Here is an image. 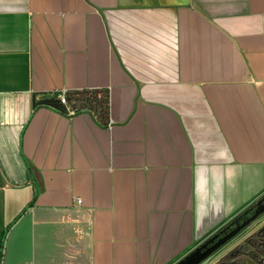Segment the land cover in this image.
<instances>
[{
  "label": "crops",
  "instance_id": "crops-1",
  "mask_svg": "<svg viewBox=\"0 0 264 264\" xmlns=\"http://www.w3.org/2000/svg\"><path fill=\"white\" fill-rule=\"evenodd\" d=\"M263 197L264 0H0V264H178Z\"/></svg>",
  "mask_w": 264,
  "mask_h": 264
},
{
  "label": "rangeland",
  "instance_id": "rangeland-1",
  "mask_svg": "<svg viewBox=\"0 0 264 264\" xmlns=\"http://www.w3.org/2000/svg\"><path fill=\"white\" fill-rule=\"evenodd\" d=\"M252 244L262 247L258 250ZM263 250L264 214L201 264H264Z\"/></svg>",
  "mask_w": 264,
  "mask_h": 264
},
{
  "label": "built area",
  "instance_id": "built-area-1",
  "mask_svg": "<svg viewBox=\"0 0 264 264\" xmlns=\"http://www.w3.org/2000/svg\"><path fill=\"white\" fill-rule=\"evenodd\" d=\"M54 95L65 115L70 117L77 114H87L103 126H112L107 95L101 96L100 93L91 90L73 91L67 89L59 90ZM77 203H81L79 199Z\"/></svg>",
  "mask_w": 264,
  "mask_h": 264
},
{
  "label": "water",
  "instance_id": "water-1",
  "mask_svg": "<svg viewBox=\"0 0 264 264\" xmlns=\"http://www.w3.org/2000/svg\"><path fill=\"white\" fill-rule=\"evenodd\" d=\"M33 106H47L58 109V102L54 99H43L36 101V96L33 97ZM264 197L261 198L256 203V210L254 215L250 217L249 219L245 220L242 224L238 225L232 232L228 233L223 238L219 239L216 243L209 246L211 243L214 242L215 239L218 238V236H215L214 238H210L207 240L204 244L196 248L193 252L188 254L183 260H181L178 264H201L204 262L207 258H209L212 254H214L217 250H219L222 246L227 244L232 238L240 234L242 231H244L248 226H250L255 220H257L262 213H264Z\"/></svg>",
  "mask_w": 264,
  "mask_h": 264
},
{
  "label": "trees",
  "instance_id": "trees-1",
  "mask_svg": "<svg viewBox=\"0 0 264 264\" xmlns=\"http://www.w3.org/2000/svg\"><path fill=\"white\" fill-rule=\"evenodd\" d=\"M256 203H254L252 206L246 209L243 213L237 216L234 220H232L226 226L220 229L214 236H212L211 238H214L215 236H218V238L215 239L214 242L211 243L209 246L213 245L219 239L223 238L228 233L232 232L238 225L242 224L245 220L249 219L252 215H254L255 210H256Z\"/></svg>",
  "mask_w": 264,
  "mask_h": 264
},
{
  "label": "flooded vegetation",
  "instance_id": "flooded-vegetation-1",
  "mask_svg": "<svg viewBox=\"0 0 264 264\" xmlns=\"http://www.w3.org/2000/svg\"><path fill=\"white\" fill-rule=\"evenodd\" d=\"M263 206H264V203H263ZM262 214H264V213H262ZM262 214H261V215H262ZM261 215H260V216H261ZM251 217H252V216H251ZM252 245L255 247V249H258V250H260L261 247H262V246H260L259 244H252ZM262 252L264 253V250H263ZM251 256H253L252 253H251ZM254 259H255V258H254Z\"/></svg>",
  "mask_w": 264,
  "mask_h": 264
}]
</instances>
